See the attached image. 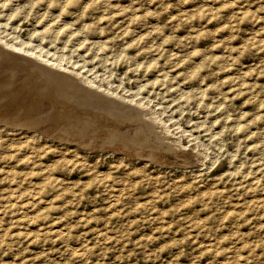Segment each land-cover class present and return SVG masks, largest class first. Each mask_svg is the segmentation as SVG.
Masks as SVG:
<instances>
[{
    "label": "rangeland",
    "instance_id": "rangeland-1",
    "mask_svg": "<svg viewBox=\"0 0 264 264\" xmlns=\"http://www.w3.org/2000/svg\"><path fill=\"white\" fill-rule=\"evenodd\" d=\"M0 39L24 50L0 43L1 115L31 87L28 49L167 137L133 120L112 149L100 123L0 115V264H264V0H0Z\"/></svg>",
    "mask_w": 264,
    "mask_h": 264
},
{
    "label": "bare ground",
    "instance_id": "bare-ground-1",
    "mask_svg": "<svg viewBox=\"0 0 264 264\" xmlns=\"http://www.w3.org/2000/svg\"><path fill=\"white\" fill-rule=\"evenodd\" d=\"M0 43L1 44H3L5 47L7 46V47H9L10 48V50L9 51H12L11 53H12V56L13 57H16V58H18L19 56L18 55H20V53L18 54H15V53H13V51L14 50H21V51H24L22 48H16L14 45H12L11 43H10V45L9 44H4L3 43V41L0 39ZM17 43V42H16ZM15 43V44H16ZM30 46V45H29ZM26 48V47H25ZM6 50V49H5ZM25 52H27V53H29L30 54V56H29V58H30V60L29 59H26L27 61L29 60L30 62H33V63H35V66H36V69L35 70H33L31 73H32V75H30V74H28V75H30V77L27 79V82H28V80H29V83H30V86L31 87H28V85H27V87H24V86H22V87H24V89L23 88H20V89H23V90H21V91H25V93H19L20 94V96H18V97H15V98H13L12 100H9L8 102L9 103H11L5 110H6V112L3 110V111H1V113H2V115H1V120L2 121H5V122H7V124L8 123H12V124H20V121H21V123H22V125H25V126H29V127H31V128H34L35 130H42V128H43V131L45 132H52V129H53V127L55 126V124H50V122H51V120H55V121H59V123H60V121L62 120L64 123H71V124H80L82 127L83 126H86V125H88V123H90L91 121L96 125V123H100V125H101V127H100V130H101V132H102V134H103V136H105V139L104 140H102V142H104V143H106V145L105 146H109V148H112V149H114V148H116V147H119V149L120 148H122L123 147V145L127 142V141H132V129H130V130H128L130 127H132V121L133 120H137L138 121V124H139V126L141 125V127L142 128H144L143 129V131L145 132V133H143V135L144 134H149V135H152L153 137H155L156 138V140L159 142V140H163L164 141V139H166L167 137L164 135V132L165 131H163L164 129L163 128H161L162 129V132H159L158 130L160 129V127H158L159 125H158V123H154V122H148V121H146V120H143V116H146V114H145V111L142 109V108H134V107H132L131 105L129 106V105H126V104H123V103H121V102H116V101H114L113 99L112 100H110V99H108V97H106V96H108L109 95V93L108 92H106V90L107 89H109V88H106V90L105 91H103V92H101V93H98V92H96V91H91V89L89 90L88 88H87V86H80L81 84H78V80H77V78H75L76 76L78 77V74H76V73H73L72 75L71 74H66L64 71L63 72H61V69H67V68H65L64 67V65H62V63L60 62V61H62V60H60V61H58V60H54L53 62H50V60H43L42 62H43V65L41 64H39V62L37 63L35 60L36 59H40V58H46V57H43L41 54H38V53H36L35 51H30V50H25ZM46 56V55H45ZM52 59H53V57H52ZM58 59V58H57ZM21 61V60H20ZM23 63V62H22ZM44 63H46V64H48V65H46V64H44ZM30 64V63H29ZM17 65V64H16ZM26 65H28V64H26ZM23 66V65H22ZM21 67V66H20ZM16 68V67H15ZM9 69V68H8ZM27 69V68H26ZM68 70V69H67ZM26 71V70H25ZM29 71H30V69H29ZM29 71H28V73H29ZM77 71V70H76ZM73 72H75V70L73 71ZM26 73V72H25ZM42 73H48V75H52L51 77H50V79L49 78H47V87L48 88H51V90L50 91H52V92H54L55 93V95H57V96H59L58 98H61L62 99V103H61V105H59L58 104V102L57 101H55L54 99H51V100H46V99H44V96H48V95H50L49 93L50 92H47V93H44V92H46L45 90L44 91H36V90H34L33 88H32V86L36 83V82H39V83H41V84H43L44 83V80H42V81H40L42 78H37V79H34L35 77H37V76H43V74ZM77 73H79V72H77ZM27 74V73H26ZM71 75V76H70ZM82 75H83V73H82ZM85 76H86V74H85ZM6 77V76H5ZM84 77V76H83ZM26 78V77H25ZM85 78V77H84ZM80 80H82L83 82H84V84L86 83L87 85H90V84H92V82L93 81H91V80H89L88 78L86 79H83L82 77H81V79ZM95 80V79H94ZM81 81V82H82ZM50 82V83H49ZM99 82V81H98ZM24 83V82H23ZM96 83V82H95ZM13 84V83H12ZM53 85V87H51ZM93 85H95V84H93ZM98 86H100V85H98ZM97 86V87H98ZM64 87H70V89L68 90V92L69 91H72L73 93H75L74 92V90H76V89H78V88H81V93H85V94H89V95H91V96H93V97H95V98H97L98 100H99V104H102V106L103 105H105V110H107V111H110L109 112V114L110 115H102V114H100V115H98V117L96 118V115H95V113H94V115H95V117L94 116H92V115H90V112L94 109L93 107L96 105L95 103V105L92 103L93 102V100H92V102L90 103V100H89V102L88 101H85V100H81L80 98H75V97H73L74 99L71 101V100H69L68 99V97H70L69 95H68V97H67V94H69L67 91H65V94L66 95H64L63 94V88ZM27 88V89H26ZM101 88V87H100ZM105 89V88H104ZM111 89V88H110ZM98 90V89H97ZM109 92L111 91V90H108ZM80 92V91H79ZM99 92H100V90H99ZM9 94V93H8ZM78 94V93H77ZM82 94V95H83ZM85 94H84V97H85ZM18 95V94H17ZM76 95V94H75ZM113 95H114V93H113ZM116 95V94H115ZM114 95V96H115ZM118 95V94H117ZM120 95V94H119ZM78 96V95H77ZM122 96H124V95H122ZM72 97V96H71ZM117 97H119V96H117ZM124 97H126V96H124ZM90 98V97H89ZM94 98V99H95ZM115 98V97H114ZM120 98H121V96H120ZM85 99V98H84ZM127 99H130V98H127ZM132 99V98H131ZM120 100H122V99H120ZM125 100V99H124ZM44 101L47 103V104H45L44 103ZM123 101V100H122ZM131 101H133V100H131ZM64 102H66V104L64 103ZM96 102H98V101H96ZM126 102V101H125ZM130 102V101H129ZM134 102H136L137 103V101H134ZM140 102V101H139ZM8 103V104H9ZM20 103V106H17L18 104ZM44 103V104H43ZM67 103H69L70 105L71 104H74V108H71L69 105H67ZM141 103V102H140ZM144 104V103H143ZM142 104V105H143ZM141 105V104H140ZM60 106H63V107H60ZM97 106V105H96ZM145 106V105H144ZM13 107H15L14 109H12ZM56 107H57V110H56ZM138 107H139V105H138ZM44 108H48V109H50L49 111H55V113H54V115L51 117V112L49 113V112H47V111H45V112H47V115L46 116H44V117H42V111L44 110ZM145 108H147V107H145ZM144 108V109H145ZM150 108H148V110H149ZM151 111V110H150ZM39 112H42V113H39ZM99 112H101V110H99ZM98 113V112H97ZM149 113H151V112H149ZM154 113V112H153ZM152 113V114H153ZM150 115V114H149ZM148 115V116H149ZM154 115V114H153ZM151 116V115H150ZM152 117V116H151ZM105 118V119H104ZM146 118V117H145ZM148 118V117H147ZM150 118V117H149ZM158 118V117H157ZM160 119H161V116H160ZM148 120V119H147ZM157 120V119H156ZM163 120V119H162ZM160 122H162V121H160ZM47 123H49L50 125H49V127H44L45 126V124H47ZM58 123V124H59ZM63 123V124H64ZM11 124V125H12ZM165 124H166V122H165ZM64 125H66V124H64ZM92 125V124H91ZM99 125V126H100ZM164 125V124H163ZM162 125V126H163ZM19 126V125H18ZM72 126V125H71ZM90 126V125H89ZM12 127V126H11ZM60 127V126H59ZM91 127V126H90ZM136 127V126H135ZM30 128V129H31ZM87 128H89V127H87ZM109 128H111V129H109ZM138 128V127H137ZM168 128V127H167ZM66 129H67V127H66ZM86 129V128H85ZM96 129V128H95ZM120 129L122 130H124V132L123 131H120ZM61 130V129H60ZM63 130V129H62ZM77 130V129H76ZM100 130H99V132H100ZM126 130H128V131H126ZM71 131V130H70ZM79 131H80V128H79ZM97 131V130H96ZM141 129L139 130V128L137 129V130H134V132H133V137L134 136H137L138 135V133L140 134V133H142L143 132ZM72 132H73V130H72ZM77 132V131H76ZM75 132V133H76ZM86 132V131H85ZM98 132V131H97ZM167 132V131H166ZM37 133V132H36ZM42 133V132H41ZM70 133V132H69ZM130 133V134H129ZM135 133V134H134ZM34 134V133H33ZM40 134V133H39ZM45 134V133H44ZM43 134V135H44ZM61 134V133H60ZM85 134V133H84ZM91 134H93L92 133V131H91ZM101 134V133H100ZM101 134V135H102ZM82 135H83V133H82ZM99 135V134H98ZM39 136V135H38ZM44 136H46V135H44ZM48 136V135H47ZM46 136V137H47ZM51 136H54V135H51ZM37 137V136H36ZM50 137V136H49ZM82 137V136H81ZM139 137V136H138ZM170 137V136H169ZM90 138V137H89ZM98 138V137H97ZM104 138V137H103ZM64 139V138H63ZM72 139V138H71ZM150 139V138H149ZM58 140H59V138H58ZM94 140V139H93ZM134 140H137V139H134ZM139 140V139H138ZM171 140V139H170ZM170 140H168V141H170ZM173 140V139H172ZM61 141V140H60ZM79 141V140H78ZM77 141V142H78ZM83 141V140H82ZM81 141V142H82ZM98 141H99V139H98ZM162 141V142H163ZM166 141V140H165ZM95 142H96V140H95ZM135 142V141H134ZM137 142V141H136ZM142 142V141H141ZM100 143V142H99ZM132 143V142H131ZM164 143H166V142H164ZM97 144V143H96ZM117 144V145H116ZM135 144V143H134ZM147 144H149V143H147ZM156 144V143H155ZM159 144V143H158ZM86 145V144H85ZM84 145V146H85ZM87 145H89V144H87ZM92 145V144H91ZM168 146H169V144H167ZM96 146V145H95ZM173 146V145H172ZM126 147V146H125ZM124 147V148H125ZM139 147V146H138ZM142 147V146H141ZM144 147V146H143ZM174 147V146H173ZM175 147H176V145H175ZM106 148V147H105ZM136 148V147H135ZM157 148V147H156ZM166 148V147H165ZM169 148V147H168ZM123 149V148H122ZM146 149H149V148H147V146H146ZM154 149V148H153ZM152 149V150H153ZM170 149V148H169ZM168 149V150H169ZM98 150H99V148H98ZM106 150V149H105ZM109 150V149H108ZM151 150V149H150ZM156 150V149H155ZM140 151H141V149H140ZM143 151V150H142ZM145 151V150H144ZM157 151V150H156ZM166 151V150H165ZM117 152V151H116ZM120 152V151H119ZM124 152V151H123ZM130 152V151H129ZM137 152V151H136ZM147 152V151H146ZM159 152V151H158ZM172 152V151H171ZM179 152V151H178ZM127 153V152H126ZM125 153V154H126ZM140 153V152H139ZM144 153V152H143ZM151 153V152H150ZM149 153V154H150ZM169 153V152H168ZM174 153H176V152H174ZM181 153H183V152H181ZM124 154V153H123ZM136 154V153H135ZM142 154V153H141ZM145 154H147V153H145ZM158 154V153H157ZM167 154V153H166ZM165 154V155H166ZM127 155V154H126ZM138 154H136V156H137ZM162 155V154H161ZM160 155V156H161ZM168 155V154H167ZM170 155V154H169ZM135 156V157H136ZM142 156V155H141ZM141 156H139V157H141ZM144 156V155H143ZM150 156V155H149ZM178 156V155H177ZM181 156V155H180ZM129 157H131V156H129ZM146 157V156H145ZM152 157H155V156H151V157H148L149 159L150 158H152ZM157 157H159V156H157ZM163 157V156H162ZM147 158V157H146ZM161 158V157H160ZM164 159H165V157H163ZM180 158V157H179ZM148 159V160H149ZM151 160V159H150ZM154 160V159H153ZM161 160V159H160ZM167 160V159H166ZM155 161V160H154ZM239 189V188H238ZM16 196V195H15ZM18 196V195H17ZM24 197V196H23ZM16 199V198H15ZM20 199V198H19ZM37 201V200H36ZM32 202V201H31ZM255 203V202H254ZM14 204V203H13ZM15 206V205H14ZM29 206V205H28ZM23 207V206H22ZM32 207V206H31ZM15 208V207H14ZM25 208V207H24ZM18 210V209H17ZM42 214H40V216H41ZM41 219V218H40ZM105 232V231H104ZM61 233V232H60ZM77 257V256H76Z\"/></svg>",
    "mask_w": 264,
    "mask_h": 264
}]
</instances>
